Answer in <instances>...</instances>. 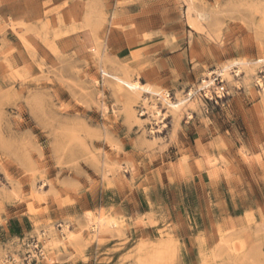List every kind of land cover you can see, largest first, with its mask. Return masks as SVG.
Segmentation results:
<instances>
[{"label": "rangeland", "instance_id": "374dc122", "mask_svg": "<svg viewBox=\"0 0 264 264\" xmlns=\"http://www.w3.org/2000/svg\"><path fill=\"white\" fill-rule=\"evenodd\" d=\"M5 2L0 264H264V0Z\"/></svg>", "mask_w": 264, "mask_h": 264}, {"label": "bare ground", "instance_id": "6f19581e", "mask_svg": "<svg viewBox=\"0 0 264 264\" xmlns=\"http://www.w3.org/2000/svg\"><path fill=\"white\" fill-rule=\"evenodd\" d=\"M262 61H264V59H260V60H258L257 61V63L259 62H262ZM249 64V63H248ZM247 64V65H248ZM255 64V63H254ZM230 66L228 65V66H225L224 67V69L222 70L223 72L224 71H226V69H228ZM104 73L108 76V77H110L111 79H113V80H115L117 83H118V85L120 86V87H122V86H124V87H126V88H128V89H130V90H132V91H134L135 93L136 92H138V91H140L141 89H146L145 87H143L140 83H138V82H131L129 79H127L123 74H120V73H117V72H114V71H110V70H104ZM149 91H151L152 93H157L158 95H161V96H164V94L163 93H161V92H158V91H153V90H151V89H149ZM181 103H183V101H180V105H181ZM174 106H175V108L176 107H178L179 106V104H177V105H175V104H173ZM172 107V106H171ZM98 221L99 222H101L99 219H98Z\"/></svg>", "mask_w": 264, "mask_h": 264}, {"label": "built area", "instance_id": "2783aa9c", "mask_svg": "<svg viewBox=\"0 0 264 264\" xmlns=\"http://www.w3.org/2000/svg\"><path fill=\"white\" fill-rule=\"evenodd\" d=\"M30 252L29 257H26L27 264H30L31 262L37 260V258L42 256V247L40 246V243L38 240H33L32 243L29 246Z\"/></svg>", "mask_w": 264, "mask_h": 264}, {"label": "crops", "instance_id": "0c3cea01", "mask_svg": "<svg viewBox=\"0 0 264 264\" xmlns=\"http://www.w3.org/2000/svg\"><path fill=\"white\" fill-rule=\"evenodd\" d=\"M40 2H38V5H41V4H43V2H49V4L52 6V7H55V6H58L63 0H39ZM11 5H13V4H11ZM11 5H9V3H7V2H5V3H3V4H1L0 5V8H7V10L9 11V12H12V6Z\"/></svg>", "mask_w": 264, "mask_h": 264}]
</instances>
